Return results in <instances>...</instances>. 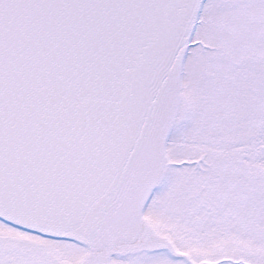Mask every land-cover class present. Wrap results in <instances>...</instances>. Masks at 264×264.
Segmentation results:
<instances>
[{
	"label": "snow or ice",
	"instance_id": "snow-or-ice-1",
	"mask_svg": "<svg viewBox=\"0 0 264 264\" xmlns=\"http://www.w3.org/2000/svg\"><path fill=\"white\" fill-rule=\"evenodd\" d=\"M0 264H264V0H0Z\"/></svg>",
	"mask_w": 264,
	"mask_h": 264
}]
</instances>
